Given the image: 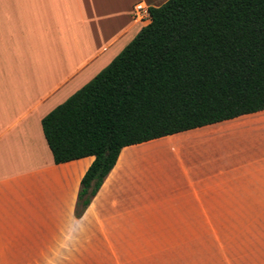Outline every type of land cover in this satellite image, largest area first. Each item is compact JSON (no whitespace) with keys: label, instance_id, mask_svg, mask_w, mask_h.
I'll list each match as a JSON object with an SVG mask.
<instances>
[{"label":"crops","instance_id":"0c3cea01","mask_svg":"<svg viewBox=\"0 0 264 264\" xmlns=\"http://www.w3.org/2000/svg\"><path fill=\"white\" fill-rule=\"evenodd\" d=\"M139 1L150 7L166 0H0V264L84 260L74 246L91 229L107 238L117 229H165L153 220L150 208L157 205L172 207L167 211L178 224L171 227L182 229L224 226L213 213L262 210L245 209L239 198L264 195V110L123 147L76 215L81 179L94 156L56 163L42 118L146 24L134 18ZM209 134L239 157H211ZM230 203L241 208L230 210ZM197 242L184 237L178 243ZM180 258L114 252L95 260L170 264Z\"/></svg>","mask_w":264,"mask_h":264},{"label":"trees","instance_id":"16d2710c","mask_svg":"<svg viewBox=\"0 0 264 264\" xmlns=\"http://www.w3.org/2000/svg\"><path fill=\"white\" fill-rule=\"evenodd\" d=\"M90 81L42 118L54 161L93 155L76 215L123 147L264 110V0H166Z\"/></svg>","mask_w":264,"mask_h":264},{"label":"rangeland","instance_id":"374dc122","mask_svg":"<svg viewBox=\"0 0 264 264\" xmlns=\"http://www.w3.org/2000/svg\"><path fill=\"white\" fill-rule=\"evenodd\" d=\"M148 23V22H147ZM146 23V24H147ZM207 132L208 131H204ZM209 138L208 152L211 157L231 162L237 156V150H226L219 146L221 137L216 134L206 136ZM147 146H143L145 148ZM215 160V159H214ZM259 193H264V190ZM236 197L230 196L232 201ZM243 201V207L261 208L259 212L229 211L225 213H213V220L220 221L224 226L213 229H182L172 228L178 224L170 217L174 216L167 210L169 205H157L150 211L156 210L153 220L166 226L165 229L132 228L127 230H113L111 237L103 235L102 230L93 232L91 229L83 238H77L75 251L84 253V260L73 261H32V264H114L115 262L95 260L103 253H177L180 260L170 264H264V195L244 196L239 198ZM173 201V199H171ZM169 202V199L166 200ZM241 205V203H240ZM229 209L241 208L231 203ZM165 209V212H164ZM163 210V212H161ZM160 211V212H159ZM151 213V214H152ZM98 231H100L98 233ZM196 237V244H179L182 238ZM132 243L129 244V241ZM125 241L127 243H121ZM154 243H147V242ZM162 243H155V242ZM172 241L177 242L171 244ZM165 242V243H164ZM147 264L146 262H136Z\"/></svg>","mask_w":264,"mask_h":264},{"label":"built area","instance_id":"2783aa9c","mask_svg":"<svg viewBox=\"0 0 264 264\" xmlns=\"http://www.w3.org/2000/svg\"><path fill=\"white\" fill-rule=\"evenodd\" d=\"M134 18L140 22L147 23L150 21L149 6L139 1L134 5Z\"/></svg>","mask_w":264,"mask_h":264}]
</instances>
